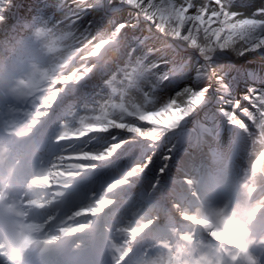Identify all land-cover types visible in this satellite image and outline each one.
I'll return each instance as SVG.
<instances>
[{
    "label": "rangeland",
    "instance_id": "374dc122",
    "mask_svg": "<svg viewBox=\"0 0 264 264\" xmlns=\"http://www.w3.org/2000/svg\"><path fill=\"white\" fill-rule=\"evenodd\" d=\"M205 2L196 0L197 4ZM223 2L230 5L226 8L228 13L239 14L236 21L264 20V16H253L255 9L264 7V0ZM107 3L108 0H7L0 11L4 17L0 22V57L15 68L11 74L0 71L4 80L0 88L5 96V101L0 102L3 132L0 163L2 159L7 160L3 172L14 176L23 159L29 157L31 160L25 166L29 176L20 195L31 234L46 247H64L60 255L70 261L82 257L84 264L95 261L96 264H148L155 259V254L159 260L152 264H179L186 255L193 258V264H220L222 260L223 264H264V249L252 252L251 256L242 250L225 255L209 242L208 236L197 239L187 227L179 229V216L170 213L168 207L162 212L145 205L146 194L138 184L139 187L136 186L134 192L124 197L109 214L100 218L93 216L90 224L79 218L87 207L94 208L107 198L101 188L91 191L93 181L121 170L130 160L142 162L150 156H171L172 151L190 139L198 116L194 113L181 128L172 131L167 125L177 114L173 111L166 115L164 125L156 120L155 124L151 121L137 127L150 131V138L128 148L118 162L107 165L101 172L87 170L81 165L85 163L81 158L102 154L108 142L71 144L83 129L89 126L101 129L112 123L133 126L136 120L155 112L172 87L185 82L184 76L195 70L197 61L204 63L187 46L177 48L181 55L162 56V49H172L166 46L168 43L175 46L174 41L166 39L154 43L144 40L137 48L132 44L122 46L123 37H118L105 15ZM210 10L220 9L213 4ZM91 14H97L95 21L90 20ZM128 14L133 16L134 12ZM80 16L86 21H76ZM232 23L235 21L224 14L213 23L212 27L224 29L219 42L234 36L247 46L239 36L245 29L229 28ZM261 32L264 30L255 34V41L262 38ZM218 63L224 66L226 76L236 73V78L231 74L234 82L237 76L241 77L237 83L239 88L243 86L240 88L243 97L250 90H264V77L259 75L264 70V51L250 53L237 61L230 57L220 59ZM169 77L172 85L162 90ZM67 80V84H63ZM52 102L57 103L59 110L45 127L47 124L40 121L45 116L44 111H49L44 107ZM244 105L247 106V101ZM213 108L212 101L201 108L206 127L202 130L209 133L208 136L213 130L228 127L223 118L214 116ZM245 119L264 145V112L255 108ZM45 128L47 141L52 145L40 148L36 136ZM228 136L229 142L225 146L218 145L216 151L236 156L238 134L228 133ZM135 155L137 159H132ZM69 159L75 163L70 166L69 174L62 175L61 160ZM74 172L85 173L74 176ZM77 194L80 199L72 203L69 198ZM179 214L186 219L191 215L189 207L185 205ZM192 249L196 253H190ZM211 250L213 255L209 254Z\"/></svg>",
    "mask_w": 264,
    "mask_h": 264
},
{
    "label": "bare ground",
    "instance_id": "6f19581e",
    "mask_svg": "<svg viewBox=\"0 0 264 264\" xmlns=\"http://www.w3.org/2000/svg\"><path fill=\"white\" fill-rule=\"evenodd\" d=\"M119 11L124 12L127 16H129V11L134 12V10L128 9H119ZM96 18L97 14L90 15V20L95 21ZM76 21L85 22L86 18L80 16ZM108 23L110 24L109 19ZM115 33L118 37H123L122 46L132 44L134 48H137L142 45V43H133L131 38L121 35L117 31ZM157 40L151 38L148 41L154 43ZM160 54L170 58L181 55L182 52L162 49ZM4 60L3 57H0V71L11 74L15 68ZM231 74L236 73L232 72ZM231 74L225 75V80L235 98L244 104L242 93H240L243 90L240 88L243 86L239 88L240 84L237 83L241 77L237 76L234 82L231 79L233 77ZM259 75L264 77V70L263 73L259 72ZM2 77L0 75V87L4 82ZM260 77L254 76L255 79H260ZM234 78H236L235 75ZM68 80L63 84H67ZM56 92L58 93V90ZM4 101L5 96L0 88V102ZM56 102L44 107L45 110H49L44 111V113L46 112L45 116L40 121L47 124L45 127L53 121L59 110ZM197 113L192 136L179 149L172 151L171 159L165 160L156 155L144 158L145 160L143 159L142 162L130 160L123 165L124 168L121 170L105 174L102 176L103 178L93 181L91 191L101 188L107 198L94 208L87 207L79 215V218L83 222L92 223L93 216L100 218L109 214L116 208V204L123 196H128L134 192L136 186H140L142 192L146 194L145 205L162 212H165L164 209L167 211L165 207H168L170 213H176L179 216V220H177L179 229L187 227L186 230L197 239L208 236L209 242L225 255L242 250L251 256L252 252L264 249V145H261L260 137L250 124H248L247 130H243L240 126L226 127L218 131L213 130L212 134L208 136L209 133L202 130L206 128L203 124V110L198 109ZM213 113L216 118L222 119L219 113L215 111ZM165 119L166 116H157L153 112L136 120L135 124L129 127L116 123L105 125L101 129L89 126L83 129L79 136L74 137L71 144L80 142L95 144L107 140V148L102 154H92V156L89 154L81 158L82 161H85V163L81 162L85 169L101 172L107 165L116 162L121 155H124L126 150L133 146V143H141L150 138V131L136 129L137 127L148 125L151 121H155L151 124L159 121L164 125ZM45 130L46 128L39 130V134L36 136L41 145L40 148L52 145L47 141V131L45 132ZM228 133L238 134L236 156L231 153L221 155L216 151L219 149L218 145L220 147V144L223 143L225 146L229 142ZM149 158L150 163L146 162ZM132 159H137V156L135 155ZM61 162L62 175L69 174L71 172L69 168L72 163H75V160H61ZM162 166L163 170L161 171ZM84 173L78 172L73 175L80 176ZM126 193L128 194L126 195ZM69 199L75 203L80 197L77 194ZM185 205L189 207L191 213L186 219L179 214L184 210ZM134 236L137 234L134 233ZM213 250L209 251V254L213 255ZM183 252L186 253V251ZM190 253L193 254L196 251L192 249ZM189 256L186 255L183 260L180 259L179 264H193L191 262L193 258ZM154 257L155 259L149 261L148 264L156 263L159 260L158 255L155 254ZM219 262L223 264L224 261ZM238 263L240 264V262Z\"/></svg>",
    "mask_w": 264,
    "mask_h": 264
},
{
    "label": "snow or ice",
    "instance_id": "6c2138e0",
    "mask_svg": "<svg viewBox=\"0 0 264 264\" xmlns=\"http://www.w3.org/2000/svg\"><path fill=\"white\" fill-rule=\"evenodd\" d=\"M6 2L7 0H0V11H3ZM213 4L220 10H210ZM104 7L113 30L128 36L133 43L140 44L151 38L166 39L175 42V46L171 43L166 45L174 52L177 48L187 46L204 60L203 64L196 62L195 70L184 76L185 82L172 87L167 98L155 110L157 116H166L173 111L177 113L167 125L172 131L181 128L208 101L213 102L214 111L219 113L229 128L240 126L247 130L249 121L244 119L246 114L254 113L255 108L264 112V90H250L243 97L247 101L245 106L231 92L225 80L224 66L218 63L220 59H228L226 54L229 52L240 59L250 53L264 51V32H261L262 38L255 41V34L264 30V20L246 18L236 21L239 14L228 13L226 8L230 5H225L223 0H206L203 4H197L196 0H108ZM119 9L134 10V15L127 16L124 12L117 11ZM222 14L235 21L228 25L229 28L245 29L239 36L246 42V47L237 48L238 40L234 36H229L225 42H219L224 29H217L212 25ZM256 15L264 16V7L255 9L253 16ZM3 20L4 17L0 16V22ZM201 35L207 41L206 44L200 43ZM166 82L162 85V90L173 83L170 77ZM163 159L171 157L164 156ZM146 162L150 163V158Z\"/></svg>",
    "mask_w": 264,
    "mask_h": 264
},
{
    "label": "trees",
    "instance_id": "16d2710c",
    "mask_svg": "<svg viewBox=\"0 0 264 264\" xmlns=\"http://www.w3.org/2000/svg\"><path fill=\"white\" fill-rule=\"evenodd\" d=\"M201 38H203V36L201 35ZM200 43L201 44H206V42L203 40V39H200ZM241 46H243V44H241L240 42H238L237 44H236V47L237 48H239V47H241ZM246 47V46H245ZM227 55H228V57H230L231 59H234L235 61H237L238 59L236 58V56L234 55V54H232V53H227Z\"/></svg>",
    "mask_w": 264,
    "mask_h": 264
}]
</instances>
